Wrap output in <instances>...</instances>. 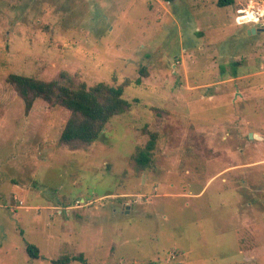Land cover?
Returning a JSON list of instances; mask_svg holds the SVG:
<instances>
[{
    "label": "rangeland",
    "instance_id": "obj_1",
    "mask_svg": "<svg viewBox=\"0 0 264 264\" xmlns=\"http://www.w3.org/2000/svg\"><path fill=\"white\" fill-rule=\"evenodd\" d=\"M216 1L0 0V264H264V0ZM11 73L131 105L70 148Z\"/></svg>",
    "mask_w": 264,
    "mask_h": 264
},
{
    "label": "trees",
    "instance_id": "obj_2",
    "mask_svg": "<svg viewBox=\"0 0 264 264\" xmlns=\"http://www.w3.org/2000/svg\"><path fill=\"white\" fill-rule=\"evenodd\" d=\"M173 1V0H166ZM234 0H217L216 6L232 5ZM6 81L14 88L23 100L24 112L27 114L36 99H42L50 107H60L68 115L58 137V144L70 148L91 145L103 134L109 120L130 108V102L123 98L127 81L111 86L103 82L86 86L83 82H76L65 73L58 74L50 80H43L32 76L11 73ZM140 84V79L135 80ZM156 134L150 133L145 146L138 149L135 155L136 163L145 167L155 147ZM26 252L31 258H41L38 249L33 244H27ZM54 264H69L71 261L83 262L81 255L75 257L62 256L51 260Z\"/></svg>",
    "mask_w": 264,
    "mask_h": 264
},
{
    "label": "built area",
    "instance_id": "obj_3",
    "mask_svg": "<svg viewBox=\"0 0 264 264\" xmlns=\"http://www.w3.org/2000/svg\"><path fill=\"white\" fill-rule=\"evenodd\" d=\"M20 205H22L21 201H19V204L16 205L15 207L20 206ZM14 209H15V208H11L12 211H14Z\"/></svg>",
    "mask_w": 264,
    "mask_h": 264
},
{
    "label": "water",
    "instance_id": "obj_4",
    "mask_svg": "<svg viewBox=\"0 0 264 264\" xmlns=\"http://www.w3.org/2000/svg\"><path fill=\"white\" fill-rule=\"evenodd\" d=\"M251 31L254 32L255 31L254 28H252L251 30H249V32H251ZM249 137H251V134H249Z\"/></svg>",
    "mask_w": 264,
    "mask_h": 264
}]
</instances>
